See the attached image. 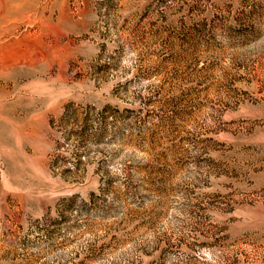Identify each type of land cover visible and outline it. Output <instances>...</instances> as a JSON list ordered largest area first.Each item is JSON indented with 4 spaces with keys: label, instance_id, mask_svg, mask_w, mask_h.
I'll return each mask as SVG.
<instances>
[{
    "label": "rangeland",
    "instance_id": "1",
    "mask_svg": "<svg viewBox=\"0 0 264 264\" xmlns=\"http://www.w3.org/2000/svg\"><path fill=\"white\" fill-rule=\"evenodd\" d=\"M0 264H264V0H0Z\"/></svg>",
    "mask_w": 264,
    "mask_h": 264
}]
</instances>
